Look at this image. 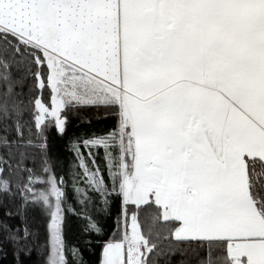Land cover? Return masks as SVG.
I'll use <instances>...</instances> for the list:
<instances>
[{
	"label": "snow or ice",
	"instance_id": "1",
	"mask_svg": "<svg viewBox=\"0 0 264 264\" xmlns=\"http://www.w3.org/2000/svg\"><path fill=\"white\" fill-rule=\"evenodd\" d=\"M87 108L116 118L72 142L85 246L119 203L100 264H264V0H0L4 130L15 120L21 132L28 111L38 137L67 136L70 116ZM13 143L0 136V251L10 245L24 264L39 246L28 211L39 209L46 264H70L75 210L58 162L45 152L30 169Z\"/></svg>",
	"mask_w": 264,
	"mask_h": 264
},
{
	"label": "trees",
	"instance_id": "2",
	"mask_svg": "<svg viewBox=\"0 0 264 264\" xmlns=\"http://www.w3.org/2000/svg\"><path fill=\"white\" fill-rule=\"evenodd\" d=\"M28 85L29 87L31 85L30 79ZM24 91L27 94L28 88H25ZM25 101V107L27 109V95L25 96ZM21 124V132L16 130L15 120L8 126L7 131L4 130L5 126L0 124V136L7 135L12 139L14 142L12 151L17 153V160L20 159L19 153H25L24 162L30 169L34 168L38 172L41 170L42 161L45 159V152H47L49 157L56 159L58 162L56 173L60 177H63L67 186L70 209L75 210H69L66 215L68 223V228L65 230V241L67 244L66 260L70 264H80L81 259L83 260V264H100L103 242L112 238L113 233L117 230V218L120 216L119 203L116 201L113 202L110 214L100 213L104 217L106 234L102 238H94V236L87 237L93 240V244L90 247L85 246L82 242V221L83 211L85 209L81 205L75 191V188H84L85 185L80 182L84 179L80 175L83 169L78 167L80 161L76 159V152L72 148V142L75 134H83L85 132L104 134L106 131H110L116 124L115 116L106 113L103 108H87L79 113H73L70 116V128L67 136H61L50 128L44 137H38L36 135L37 129L34 127L33 118L28 111H26ZM21 134L23 139H21ZM29 141H31V144H29ZM7 151V149L0 148V156L5 155ZM85 152L87 154V150ZM93 154L99 162H102L104 156L102 148L99 151L93 149ZM13 163L15 166V162ZM9 178L15 180L16 173H9ZM91 195L94 203L89 204L87 211L95 215L100 211L101 200L94 192ZM2 203L3 198L0 197V204ZM7 211L16 212L15 205L12 201H8V208L4 209L5 213ZM28 221L32 230L37 233L39 246L31 248L30 252H25L24 264H46L48 259V252L45 248L48 218L39 209L30 208L28 211ZM9 222L20 227L24 226L22 218L15 215ZM4 247L6 251H0V264H17V256L13 248L10 245H5ZM75 249H79L77 254H74Z\"/></svg>",
	"mask_w": 264,
	"mask_h": 264
}]
</instances>
